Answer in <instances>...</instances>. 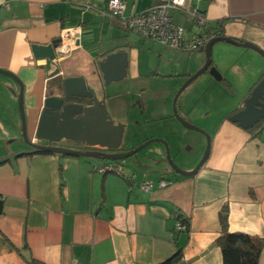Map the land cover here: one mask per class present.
<instances>
[{
	"label": "crops",
	"instance_id": "obj_1",
	"mask_svg": "<svg viewBox=\"0 0 264 264\" xmlns=\"http://www.w3.org/2000/svg\"><path fill=\"white\" fill-rule=\"evenodd\" d=\"M107 1L0 0V69L22 84L27 136L43 143L35 131L45 98L64 78L81 77L96 100L105 103L113 122L123 126L119 148L67 139L58 145L126 152L164 130L179 168L191 170L204 144L199 138V143L184 146V130L178 142L180 126L168 105L182 80L203 65L205 55L136 34L107 12ZM124 1V14L131 15L160 0ZM190 2L205 13L209 26H220L222 36L264 50V0ZM173 16L191 27L186 17ZM57 37L62 42L46 69V58H34L31 46ZM118 51L125 52L126 75L104 84L99 62ZM211 65L220 76L202 73L182 90L179 108L176 101L182 117L210 138L206 161L190 176L170 168L161 144L122 162L21 154L32 148L21 135L19 85L0 73V264H28L30 258L42 264H156L178 249L186 264H221L214 241L224 207L229 231L264 240V121L249 130L229 120L264 76V56L218 41L211 48ZM175 76L180 81L162 90V100L156 99L159 81ZM131 127L138 132L136 141L132 144L127 137L123 149ZM104 163L121 166L122 176L96 172L94 166ZM160 179L168 184L158 188ZM144 181L153 182V189H140ZM181 219L187 229L177 231ZM258 264H264V245Z\"/></svg>",
	"mask_w": 264,
	"mask_h": 264
},
{
	"label": "water",
	"instance_id": "obj_2",
	"mask_svg": "<svg viewBox=\"0 0 264 264\" xmlns=\"http://www.w3.org/2000/svg\"><path fill=\"white\" fill-rule=\"evenodd\" d=\"M218 41H225L248 47L264 56V50L248 42H240L228 36H216L198 50L205 55L203 65L187 77L172 99L173 116L184 127L199 131L206 136V145L202 157L191 170H182L174 163L170 157L167 142L163 138L148 139L126 152H104L95 149L79 150L58 145L60 140L67 139L79 141L87 146L97 143L109 150H116L119 148L123 126L113 122L105 103L96 100L93 91L86 86L85 81L81 77L64 78L60 83L54 85V94L48 95L44 100V108L35 131L36 138L43 141V143L30 141L27 136L23 113L22 84L13 74L0 69V73L11 76L19 85L18 107L21 117V135L24 143L32 148V151L22 152L21 154L41 150L61 155L119 160L129 157L149 143L157 141L164 145L165 160L175 173L184 176L195 174L209 155L210 138L207 133L203 132L180 115L176 101L182 90L202 73L209 71L215 78L220 76L217 69L211 65V48L213 44ZM61 42L62 38L57 37L47 44H33L31 47L34 58L45 57L46 65L44 68L47 69L50 61L55 57V48L60 45ZM126 66L125 52L118 51L107 55L105 59L99 62L104 84H109L112 81L124 77L126 75ZM57 72L58 71L55 70L52 74H56ZM262 119H264V78H261L245 98L243 107L229 116L230 121L237 123L244 129H247L249 126ZM198 257L199 256H196L195 259ZM180 264H186V262L182 261Z\"/></svg>",
	"mask_w": 264,
	"mask_h": 264
},
{
	"label": "built area",
	"instance_id": "obj_3",
	"mask_svg": "<svg viewBox=\"0 0 264 264\" xmlns=\"http://www.w3.org/2000/svg\"><path fill=\"white\" fill-rule=\"evenodd\" d=\"M125 7L124 0H108L106 4L107 12L113 17L120 18L126 28L169 48L185 52L197 51L215 37L213 29L209 28L205 13L200 11L190 0H160L131 15L124 14ZM174 13L189 19L191 27L187 29L176 22ZM35 141L36 139L33 138L32 142ZM94 169L100 174L113 172L122 176L121 166H116L114 163L96 165ZM126 179L129 184H134L131 176ZM167 184V180L160 179L156 185L158 188H162ZM139 187L144 191H149L153 189L154 183L144 181L140 183ZM175 229L184 231L187 226L179 221L175 224Z\"/></svg>",
	"mask_w": 264,
	"mask_h": 264
},
{
	"label": "trees",
	"instance_id": "obj_4",
	"mask_svg": "<svg viewBox=\"0 0 264 264\" xmlns=\"http://www.w3.org/2000/svg\"><path fill=\"white\" fill-rule=\"evenodd\" d=\"M209 28L213 29L215 37L222 36L221 28L219 25H216L215 27L209 26ZM261 78H264V76H262ZM262 121H264V119L252 124L247 129L252 130L253 128L257 127ZM36 151L45 152L41 150ZM180 222L187 226V221L185 219H181ZM219 223L220 233L214 242L221 251V264H258V259L262 249V245H264V240L257 236H251L242 232L229 231L227 224V210L225 209V207L219 213ZM180 262L181 252L178 249L172 256L156 264H179ZM28 264L42 263L33 258H30L28 260Z\"/></svg>",
	"mask_w": 264,
	"mask_h": 264
},
{
	"label": "rangeland",
	"instance_id": "obj_5",
	"mask_svg": "<svg viewBox=\"0 0 264 264\" xmlns=\"http://www.w3.org/2000/svg\"><path fill=\"white\" fill-rule=\"evenodd\" d=\"M187 21L189 22V19H187ZM207 73L208 74H210L209 73V71H207ZM180 79H181V77H179V76H175V77H173V79H170V78H166L164 81H159V88H161V89H159V91H157V92H155L156 93V99H163V95L165 94H163V89L165 90V89H167V88H169V87H171V85H174V84H176V83H178V81H180ZM186 79V78H185ZM185 79L184 80H182V82L180 83V85L177 87V89H176V91L178 90V88L183 84V82L185 81ZM177 80V81H176ZM191 84H193V82H191L189 85H191ZM188 87V86H187ZM182 93H183V91L180 93V95L178 96V98H177V103H178V108H179V105H180V102H179V100H181V95H182ZM174 94H175V92H174ZM174 94H171V97L169 98V105H168V107H169V109L171 110V112H172V99H173V96H174ZM178 111H179V109H178ZM179 113H181L180 111H179ZM181 115V114H180ZM182 116V115H181ZM178 122V124H179V126H180V129L177 131V140H178V142H181L182 140H181V138H180V136H181V132H182V130H184L185 132H188V133H186L185 135H184V139H183V145L185 146V145H193L195 142H196V140H197V143H199L198 142V140H199V138H200V141H202V144H204L203 145V150H202V153H203V151H204V148H205V143H206V136L205 135H203V134H199L197 131H194V130H191V129H186V127H184L179 121H177ZM133 127H131L129 130V133H126L125 134V136H124V139H123V145H121V148H125V142L127 141V137H131L130 139H129V141H132V144H134L135 143V141H136V135H137V131H136V128H133ZM186 129V130H185ZM163 132H165L164 130H162V132H159L158 134H157V136H152V137H148V138H146L144 141H146V140H148V139H151V138H163L164 140H166V142H167V145H168V148H169V153H170V157H171V159L174 161V163L178 166V167H180L179 166V164H178V162H177V160L175 159V157H174V155L173 154H171V151H170V147H169V143H168V138H167V136L163 133ZM126 140V141H125ZM143 141V142H144ZM187 142L189 143V144H187ZM142 143V142H141ZM141 143H139V144H141ZM138 144V145H139ZM154 144H161V146H163V148H164V150H165V147H164V145L162 144V143H160V142H157V141H154V142H151V143H149L148 145H146L145 147H143L142 149H144V148H146L147 146H150V145H154ZM138 145H136L135 147H137ZM184 146H183V148H184ZM134 147V148H135ZM141 149V150H142ZM129 150H131V149H129ZM128 151V150H127ZM140 151V150H139ZM139 151H137V152H139ZM136 152V153H137ZM136 153H134V154H136ZM185 153L186 152H184V151H182V153H181V155H185ZM202 153H201V156H202ZM133 154V155H134ZM133 155H130L129 157H126V158H124V159H119V160H117V162H122L123 160H126V159H128V158H130L131 156H133ZM201 156H200V158H201ZM199 158V159H200ZM198 162V161H197Z\"/></svg>",
	"mask_w": 264,
	"mask_h": 264
}]
</instances>
